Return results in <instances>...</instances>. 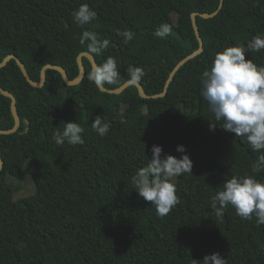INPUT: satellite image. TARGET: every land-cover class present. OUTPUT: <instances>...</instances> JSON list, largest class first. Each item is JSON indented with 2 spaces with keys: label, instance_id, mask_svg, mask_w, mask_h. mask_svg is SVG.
I'll use <instances>...</instances> for the list:
<instances>
[{
  "label": "trees",
  "instance_id": "1",
  "mask_svg": "<svg viewBox=\"0 0 264 264\" xmlns=\"http://www.w3.org/2000/svg\"><path fill=\"white\" fill-rule=\"evenodd\" d=\"M219 2L0 0V62L15 54L35 81L47 63L73 79L77 56L87 51L79 38L93 31L110 41L92 54L96 63L113 57L120 72L117 83L104 87L120 86L129 68L140 67L145 93L157 94L178 61L198 48L191 13L213 12ZM84 3L97 17L79 26L72 13ZM196 22L203 51L178 69L162 97L142 98L135 85L121 93L99 90L85 57L76 85L47 69L44 84L32 86L14 59L0 68V85L14 95L20 117L16 131L0 134V264H202L216 252L226 264H264V224L255 216L242 219L231 205L218 219L211 207V197L233 176L264 182V170L251 171L264 151H252L246 139L220 127L201 95L202 73L217 52L264 36V0H223L216 15ZM163 23L172 33L161 39L154 33ZM117 29L134 38L125 44ZM246 59L264 65V50ZM97 116L110 122L103 137L91 126ZM64 122L84 128L83 144H55L52 134ZM13 125L10 99L0 93V128ZM153 145L177 158V145H184L193 161L192 174L173 178L179 203L165 216L131 183ZM9 175L28 176L35 197L15 198Z\"/></svg>",
  "mask_w": 264,
  "mask_h": 264
},
{
  "label": "clouds",
  "instance_id": "2",
  "mask_svg": "<svg viewBox=\"0 0 264 264\" xmlns=\"http://www.w3.org/2000/svg\"><path fill=\"white\" fill-rule=\"evenodd\" d=\"M77 25L85 26L96 19L97 13L84 3L72 13ZM172 33V26L161 24L154 35L165 38ZM117 35L127 44L134 38L130 30L117 29ZM79 43L86 46L90 54H101L109 47L107 38L99 37L96 32L83 31ZM264 50V36L254 35L246 44L230 46L215 54L210 68L202 73L201 95L207 101L209 111L224 130L246 139L254 152L264 151V65H257L246 59L248 52ZM131 83L140 81L145 71L140 67L128 69ZM120 72L117 61L108 57L103 63L92 67L89 80L98 88L104 84L118 82ZM210 121H212L210 119ZM92 128L101 136L109 133L110 122L97 116ZM216 123L210 125L214 130ZM84 128L78 122H64L62 130L53 132L56 145H81L84 143ZM162 147L153 145L149 163L139 168L131 177L133 189L145 201L156 207L158 216L167 215L179 203L173 178L185 173L192 174L193 161L186 153L184 145H177L176 151L182 153L177 158L167 154L162 156ZM264 170V154L257 157L251 165L253 173ZM231 205L236 215L250 220L255 216L257 225L264 224V182L253 176L237 177L223 183V189L211 197V207L215 216L222 219L224 210ZM202 264H226L220 253L205 255Z\"/></svg>",
  "mask_w": 264,
  "mask_h": 264
},
{
  "label": "water",
  "instance_id": "3",
  "mask_svg": "<svg viewBox=\"0 0 264 264\" xmlns=\"http://www.w3.org/2000/svg\"><path fill=\"white\" fill-rule=\"evenodd\" d=\"M223 4V0H220L219 2V6L218 8L213 11V12H199V11H195L191 13V22H192V26L195 32V36L198 40V48L196 50H194L193 52L189 53L188 55H186L185 57H183L182 59H180L178 61V63L174 66V68L171 70V72L169 73L168 78L166 79V82L164 84V88L163 91L157 94H153V95H148L145 93L141 83L138 81L136 83H131L130 79L126 80L125 82H123L120 86L116 87V88H106V87H102L99 88V90L101 91H105L108 93H121L124 89H126L128 86L130 85H135L139 95L142 98H157V97H162L167 93L169 84L171 83L175 73L178 71V69L188 60H190L191 58L197 56L198 54H200L203 51V41L202 38L200 36V32H199V28L196 22V16H200L202 18H210L213 17L214 15H216L219 11V9L222 7ZM87 58L88 61L91 64V69L93 66L97 65L96 60L94 58V56L92 54H90L88 51H81L78 56H77V65H78V74L73 78L70 79L67 75L66 70L60 66V65H53V64H45L42 66L41 70H40V75H39V80L35 81L33 79L30 78V76L28 75L23 63L19 60V58L15 55V54H7L0 62V68L3 67L10 59H14L15 62L17 63L18 67L20 68L22 74L24 75V77L26 78V80L35 87H41L44 82H45V78H46V70L47 69H53L58 71L61 76L63 81L68 84V85H76L78 84L85 73V68H84V64H83V58ZM0 93L6 97H8L10 99V110L14 119V125L11 128L8 129H1L0 128V134H10L13 133L14 131H16L19 126H20V117L17 113V107H16V101H15V97L14 95L4 89L3 87H1L0 85ZM3 159L0 157V171L3 168Z\"/></svg>",
  "mask_w": 264,
  "mask_h": 264
},
{
  "label": "rangeland",
  "instance_id": "4",
  "mask_svg": "<svg viewBox=\"0 0 264 264\" xmlns=\"http://www.w3.org/2000/svg\"><path fill=\"white\" fill-rule=\"evenodd\" d=\"M195 82L192 80L190 81L189 88H193ZM7 181L12 182V188L15 198H20L22 196L32 195L33 198L35 195L33 194V187L32 183L28 176L16 178L15 176H7Z\"/></svg>",
  "mask_w": 264,
  "mask_h": 264
}]
</instances>
